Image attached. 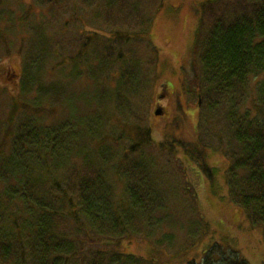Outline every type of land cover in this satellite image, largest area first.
<instances>
[{"label": "trees", "instance_id": "16d2710c", "mask_svg": "<svg viewBox=\"0 0 264 264\" xmlns=\"http://www.w3.org/2000/svg\"><path fill=\"white\" fill-rule=\"evenodd\" d=\"M163 1L0 0V57H22L0 112V264H155L125 246L170 251V229L192 248L206 224L175 143L208 177L204 149L223 152L228 199L264 242V0L202 4L181 90L197 100V140L155 144L136 112L151 100L145 34ZM200 264L248 263L213 245Z\"/></svg>", "mask_w": 264, "mask_h": 264}, {"label": "rangeland", "instance_id": "374dc122", "mask_svg": "<svg viewBox=\"0 0 264 264\" xmlns=\"http://www.w3.org/2000/svg\"><path fill=\"white\" fill-rule=\"evenodd\" d=\"M20 1H24L27 5L32 3V0ZM207 1L212 0H164L145 34L148 52L153 51L157 63L152 66L148 75L150 80L154 79L149 105L143 111L136 113L147 120L145 123L150 129L151 138L155 144H161L164 141L173 142V140L191 143L197 140V100L190 93L183 94L181 90L183 86L188 85L194 70L196 71V66L192 65L193 43L201 6ZM21 61L22 57L16 50L9 52V55L5 57H0V112L7 107L6 105L5 108L3 107L5 98L10 96L15 98L18 95V80L22 72ZM163 86L165 87L162 89ZM15 103L14 105L19 107V103ZM71 106L74 113L71 119L74 125H78L79 117L73 101ZM246 106L251 108L249 102ZM158 110L162 112L161 115H155ZM124 121L127 124H133V119ZM116 127L115 122L108 124L107 132L114 129V135H117L120 130ZM127 141L125 137L123 143L126 148L129 145ZM174 145L177 149L176 162L185 170L187 182L197 195L195 207L201 220L206 224L204 235L196 240L191 248L183 234L184 230L180 232L170 229L172 239L176 242L170 251L154 249L147 240L142 239L126 245L124 251L151 260L155 264H187L192 260L195 264H200L204 252L213 245H219L226 252H237L248 264H264L262 228L252 227L244 213L228 199L225 172L230 162L224 157L223 152L214 148L213 144L204 149L205 163L214 172L208 177L200 168L193 167V161L184 154L180 145L177 143ZM195 148L197 152L200 151L197 146ZM169 172L177 176L174 178L175 182L183 184L182 179L178 177L180 168L179 171L176 167L173 170L169 169ZM113 185L119 191L120 185L116 186L115 182ZM186 203L187 201L184 204ZM174 209L178 211L177 207ZM185 215L172 214L174 225H177L175 224L177 219L184 221Z\"/></svg>", "mask_w": 264, "mask_h": 264}, {"label": "water", "instance_id": "95a60500", "mask_svg": "<svg viewBox=\"0 0 264 264\" xmlns=\"http://www.w3.org/2000/svg\"><path fill=\"white\" fill-rule=\"evenodd\" d=\"M161 114H162V112L160 110L155 112V115H161Z\"/></svg>", "mask_w": 264, "mask_h": 264}]
</instances>
